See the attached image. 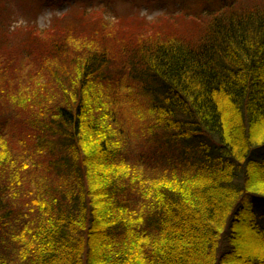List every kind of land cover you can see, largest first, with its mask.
I'll return each instance as SVG.
<instances>
[{
	"label": "trees",
	"instance_id": "1",
	"mask_svg": "<svg viewBox=\"0 0 264 264\" xmlns=\"http://www.w3.org/2000/svg\"><path fill=\"white\" fill-rule=\"evenodd\" d=\"M222 5L195 39L28 37L46 79L0 94L22 112L0 132V264H264V0Z\"/></svg>",
	"mask_w": 264,
	"mask_h": 264
},
{
	"label": "rangeland",
	"instance_id": "2",
	"mask_svg": "<svg viewBox=\"0 0 264 264\" xmlns=\"http://www.w3.org/2000/svg\"><path fill=\"white\" fill-rule=\"evenodd\" d=\"M225 1L229 4L234 1L243 2L246 5L261 3V0H0V32L9 36L6 39L9 41L0 45V53L10 51L6 55L3 54L5 58L19 54V57L13 60L14 65L6 59H0V94H6L10 85L18 91H24L25 88L26 91H35V86L38 90L43 88L41 83L46 76L38 68V64L35 66L32 63L33 58L25 53L24 47L29 36L44 35L43 31L49 30L53 24L62 29H69L76 35L108 30V38L112 39H106L105 43L109 48L117 42L124 44L123 40L140 34L144 36L142 40L157 36H186L185 38L195 39V33L202 30L201 36H205L211 27V22L205 21L209 15L206 10L215 11L223 6ZM242 12H246L245 9ZM197 17L201 18V27L195 24ZM90 22L93 24L92 28L87 25ZM130 22L140 23L143 30H128L127 27L134 25H128ZM154 25L160 27L147 30L148 26ZM119 64L120 62L116 63V66L119 67ZM19 81L21 85H18ZM15 114H22L20 108L11 99L0 97L1 133L12 125V117ZM0 137L13 142L2 135ZM136 151L141 152L139 146ZM260 210L264 215V204ZM261 221L264 222V218Z\"/></svg>",
	"mask_w": 264,
	"mask_h": 264
}]
</instances>
